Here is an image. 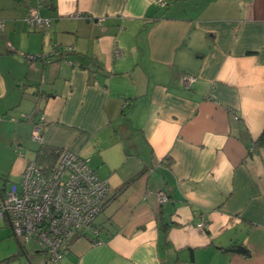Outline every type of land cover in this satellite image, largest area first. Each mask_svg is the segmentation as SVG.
Listing matches in <instances>:
<instances>
[{
  "label": "crops",
  "instance_id": "0c3cea01",
  "mask_svg": "<svg viewBox=\"0 0 264 264\" xmlns=\"http://www.w3.org/2000/svg\"><path fill=\"white\" fill-rule=\"evenodd\" d=\"M262 129L264 0H0V193L40 146L108 186L61 264H264ZM19 242L0 217V264L47 259Z\"/></svg>",
  "mask_w": 264,
  "mask_h": 264
},
{
  "label": "built area",
  "instance_id": "2783aa9c",
  "mask_svg": "<svg viewBox=\"0 0 264 264\" xmlns=\"http://www.w3.org/2000/svg\"><path fill=\"white\" fill-rule=\"evenodd\" d=\"M156 2L166 4V0ZM25 18L30 26L50 25V19L41 17L37 9H29ZM66 50L73 47H54L46 54H28L26 58L48 62L50 55ZM192 80L186 76L185 85ZM31 138L40 141V125L33 128ZM107 194L106 180L99 177L87 158L59 149L51 167L38 166L34 161L26 163L18 180L0 193V217L7 218L22 245L34 242L47 255L41 264H61L66 241L75 231L97 235L94 219L103 210ZM156 197L159 204L167 200L162 190L156 192ZM204 224L200 221L197 227L203 228ZM94 242L101 240L96 237Z\"/></svg>",
  "mask_w": 264,
  "mask_h": 264
},
{
  "label": "trees",
  "instance_id": "16d2710c",
  "mask_svg": "<svg viewBox=\"0 0 264 264\" xmlns=\"http://www.w3.org/2000/svg\"><path fill=\"white\" fill-rule=\"evenodd\" d=\"M255 146L264 145V129H262L259 137L255 140ZM59 149H53L48 147H42L37 150V155L34 162L41 167H51L54 164L55 158L58 154ZM107 202V201H106ZM106 204V203H105ZM105 206V205H104ZM104 208V207H103ZM21 249L24 248L21 242H19ZM12 259L7 258L5 260Z\"/></svg>",
  "mask_w": 264,
  "mask_h": 264
},
{
  "label": "water",
  "instance_id": "95a60500",
  "mask_svg": "<svg viewBox=\"0 0 264 264\" xmlns=\"http://www.w3.org/2000/svg\"><path fill=\"white\" fill-rule=\"evenodd\" d=\"M243 248L242 247H237L236 249H235V251H237V252H243ZM189 252L191 253V250H189Z\"/></svg>",
  "mask_w": 264,
  "mask_h": 264
},
{
  "label": "rangeland",
  "instance_id": "374dc122",
  "mask_svg": "<svg viewBox=\"0 0 264 264\" xmlns=\"http://www.w3.org/2000/svg\"><path fill=\"white\" fill-rule=\"evenodd\" d=\"M44 254V253H43ZM46 255V254H45Z\"/></svg>",
  "mask_w": 264,
  "mask_h": 264
}]
</instances>
